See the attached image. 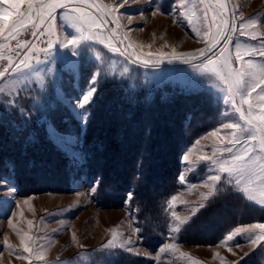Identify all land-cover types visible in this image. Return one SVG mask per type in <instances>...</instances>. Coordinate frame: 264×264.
Returning a JSON list of instances; mask_svg holds the SVG:
<instances>
[{
	"label": "rangeland",
	"instance_id": "374dc122",
	"mask_svg": "<svg viewBox=\"0 0 264 264\" xmlns=\"http://www.w3.org/2000/svg\"><path fill=\"white\" fill-rule=\"evenodd\" d=\"M97 3L110 5L112 0H97ZM0 6H6L3 5V0H0ZM157 7L163 14L156 11ZM227 7L229 17L233 13L236 15L237 26L240 23L239 17L244 16L261 21L256 29L264 32V0H228ZM175 8L176 0H131L127 6L113 13V16L108 18L110 22L101 29L103 35L111 37L112 42L120 47L122 52L131 44L133 47L128 48V54L112 52L96 40L85 41L81 54L76 57H72L67 50L54 46L51 57L42 64L35 65L43 77L42 86L39 79L30 78L20 85L18 94L8 96L0 92V116L7 117L17 111L18 114L12 117L20 118V109L26 112V98L31 97L32 103L26 106L30 105L38 120L45 123L48 135L57 147L76 159L84 157L82 143L90 107H87V115L81 117V110L76 107L77 97L81 90L87 88V81L98 66L103 69L99 82L115 76L126 90L141 88L150 92L160 87L163 97L167 93L179 91L190 92L202 99L211 98L214 107L208 115L196 112V116H192L184 111L182 123L189 139L179 152L181 166L178 188L169 196L165 208V241L155 248L145 246L139 232L134 231L139 228L130 209L128 196L120 207H100L93 195L94 185L89 184L81 175L73 177L71 188L68 190L22 194L18 192L9 173L6 175L2 172L0 180L6 181V184L0 187V264H104L105 260L115 259V254L120 250L143 256L148 264H232L233 261L240 263L241 257L245 259L256 250L246 236H236L227 245L221 241L236 228L264 223V219L232 224L215 240L210 238L213 232L217 233L215 231H218L220 226L230 222L235 214L247 210L234 206L224 207L227 199L222 198H225L228 192H217L215 197L209 198L204 202L205 206L200 208L202 194L208 192L205 181L208 175L213 174L215 165L210 160L200 161L199 157L213 155L214 138L210 137L209 133L219 128L222 123L235 120L237 114L232 112L231 104L224 102L225 86L200 65L203 58L188 61L186 58L171 57L173 52L191 53L206 46V42L193 31L194 27L204 30L202 19L194 18L189 24L187 18L180 16L179 11H173ZM85 10L89 14L98 15L95 8ZM63 11L66 10H57V23L58 26L64 25L62 36H69L75 30L67 27L60 19ZM203 11L201 6L197 16L202 17ZM211 16L212 13L209 12V22ZM113 19H116L117 23H111ZM33 30L24 33L20 39L44 46L31 36ZM232 38L234 43H247L249 46L258 44L248 37H241L238 30L232 33ZM15 43L16 41H12L13 45ZM228 47L234 52L232 44ZM133 50L145 58L148 53L163 52L169 55L168 58L145 64L143 60H137L135 55L131 54ZM218 51L219 46L217 54ZM97 53L103 60L102 65L96 60ZM6 54L15 58V53ZM43 58L41 54V59ZM49 67L53 69L51 75L47 73ZM9 100H14V104H9ZM45 106L58 107L61 111L68 110L74 118L67 117L64 118L66 121H56L48 117ZM185 154H188L193 162L191 165H186L183 161ZM182 173L186 176L184 183L179 180ZM247 201L264 208L258 203ZM218 202H224L222 207ZM193 208L199 209L194 215ZM175 217L181 220L189 218L178 232L171 230L179 222ZM112 230L121 234V240L131 239L132 243L123 248H101V245L111 238ZM29 237L34 253L31 256L24 252L21 246V238L28 242ZM194 237L204 238L206 241L210 239L212 242L198 243ZM168 245H173V250L161 252V249ZM262 248L264 251V247ZM217 253L219 255H216ZM245 253L248 255L245 256ZM36 254H42L44 259H36ZM157 256L159 258L155 259ZM260 260L261 264H264V255Z\"/></svg>",
	"mask_w": 264,
	"mask_h": 264
},
{
	"label": "snow or ice",
	"instance_id": "6c2138e0",
	"mask_svg": "<svg viewBox=\"0 0 264 264\" xmlns=\"http://www.w3.org/2000/svg\"><path fill=\"white\" fill-rule=\"evenodd\" d=\"M130 2L131 0H123L121 4V0H112L110 5H100L97 0H3V5L6 6H0V62L6 61V63H0V92L8 96L18 94L20 85L29 81L30 78L39 79L42 86L43 77L35 65L48 60L54 46L65 49L71 53L72 57H76L81 54L85 41L96 40L112 52L128 54V48L133 47L131 44L127 45L122 52L121 48L112 42L111 37L103 35L101 29L110 22L108 18L113 16V13L118 12L121 7L127 6ZM227 4L228 0H176V8L173 10L179 11L180 16L187 18L189 24L194 18L202 19L204 30L194 27L193 31L206 42V46L191 53L173 52L171 57L186 58L188 61L203 58L200 60V65L225 86L224 102L231 104L232 112L237 114L235 120L222 123L219 128L209 133V136L214 138L213 155L199 157L200 161L210 160L215 165L213 174L208 175L205 181L208 192L202 194L200 208L205 206L204 202L209 198L215 197L217 192L238 193L243 198L264 206V32L256 29L261 21H254L244 16L239 17L240 23L237 26L236 15L233 13L229 17ZM201 6L204 9L203 15L198 17L197 12ZM86 8H95L98 15L89 14ZM58 9L66 10L60 14V19L67 27L75 30L69 36L61 34L64 25L58 26ZM156 11L163 14L159 7ZM209 12L212 13L210 22ZM111 23H117V20L113 19ZM117 27H119L118 24ZM30 29H34L31 31V36L44 46L20 39ZM237 30L241 37H248L258 44L249 46L247 43H234L232 33ZM12 41H16L15 45ZM229 44L233 45L234 52L228 47ZM6 53H15V58ZM41 54H43V60ZM131 54L135 55L137 60H143L145 64L168 58L169 55L163 52L148 53L145 58L134 50ZM96 60L103 64L99 53L96 54ZM236 64L239 66L236 67ZM52 72L53 69L49 67L47 73L51 75ZM102 72V67L98 66L87 81V88L81 90L77 97L76 107L81 110V117L87 115V107L96 96ZM8 103L14 104V100H9ZM20 111L23 113V109ZM225 116L227 119V114ZM183 161L186 165L193 163L188 154L183 156ZM179 180L181 183L186 182V176L182 173ZM4 184L6 181L0 180V187ZM131 198L132 193H129L128 199L131 200ZM197 211H199L198 208H193L192 214L194 215ZM175 219L179 222L171 230L178 232L181 225L189 218L181 220L175 217ZM134 231L140 230L134 229ZM236 236H246L253 249L264 247V223L236 228L227 234L221 243L227 245ZM120 237L121 234L112 230L111 238L102 244L101 248H123L132 243L131 239L121 240ZM31 243V237L28 242L21 238V246L30 256L34 254L30 247ZM170 250H173V245L166 246L161 249V252ZM246 255L248 254L245 253ZM35 258L44 259L42 254H36ZM158 258L159 256L155 257V259ZM240 260H243V257ZM232 264H239V261H233Z\"/></svg>",
	"mask_w": 264,
	"mask_h": 264
},
{
	"label": "trees",
	"instance_id": "16d2710c",
	"mask_svg": "<svg viewBox=\"0 0 264 264\" xmlns=\"http://www.w3.org/2000/svg\"><path fill=\"white\" fill-rule=\"evenodd\" d=\"M98 91L89 107L83 135L84 157H69L49 137L46 125L31 111L32 98H26L18 114L0 116V173H9L19 193L68 190L73 177L81 175L94 185V198L100 207H120L129 193L130 209L145 246L158 247L166 239L165 208L178 188L181 148L189 137L182 123L184 111L208 115L211 98L173 91L163 97L161 88L147 92L126 90L115 76L98 82ZM56 121L74 118L68 110L45 106ZM188 110V112H187ZM3 117V118H1ZM224 207L244 208L230 222L211 235L215 240L232 224L264 219V208L241 194L226 193ZM216 201L214 200V203ZM224 202L218 205L222 207ZM223 224V223H222ZM221 224V225H222ZM198 243L212 242L193 238ZM263 248L258 247L239 264H261ZM104 264H148L147 259L120 250Z\"/></svg>",
	"mask_w": 264,
	"mask_h": 264
},
{
	"label": "water",
	"instance_id": "95a60500",
	"mask_svg": "<svg viewBox=\"0 0 264 264\" xmlns=\"http://www.w3.org/2000/svg\"><path fill=\"white\" fill-rule=\"evenodd\" d=\"M162 61H164V60H162ZM161 62V61H160ZM160 62H158V63H160Z\"/></svg>",
	"mask_w": 264,
	"mask_h": 264
}]
</instances>
